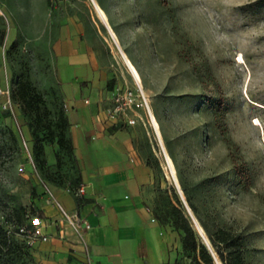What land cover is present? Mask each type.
<instances>
[{"label":"rangeland","instance_id":"1","mask_svg":"<svg viewBox=\"0 0 264 264\" xmlns=\"http://www.w3.org/2000/svg\"><path fill=\"white\" fill-rule=\"evenodd\" d=\"M98 1L115 12L121 22L115 31L128 36L120 38L121 48L151 79L149 101L198 234L205 236L198 221L209 230L229 227L241 235L245 262L264 264V0ZM88 23L108 35L90 0H0V89L12 90L27 75L39 92H51L55 45L71 28L84 25L87 34ZM100 43L110 69L126 67L107 40ZM45 99L54 120L62 104ZM4 100L0 94V104ZM13 102L14 114L0 109V225L9 235L0 245V264H42V243L26 242L16 229L40 219V205L51 202L46 190L55 198L56 188L69 189L78 198V169L53 142H45L44 163L37 162L30 117ZM137 119L135 144L155 170L148 192L154 201L144 203L152 215L155 209L166 215L176 203V184L147 109ZM163 228L176 242L168 264H188L179 234Z\"/></svg>","mask_w":264,"mask_h":264},{"label":"crops","instance_id":"2","mask_svg":"<svg viewBox=\"0 0 264 264\" xmlns=\"http://www.w3.org/2000/svg\"><path fill=\"white\" fill-rule=\"evenodd\" d=\"M103 5L106 23L101 22L108 35H103L96 23V30H92L93 23H88L87 34L84 25L81 30L70 27L55 45L48 83L51 92L43 94L50 102H60L68 117L81 174L79 184L84 186V194L75 198L60 188L53 192L68 212H77L90 223L85 239L92 264H168V250L176 242L144 203L154 175L134 141V125L143 107L127 111L118 122H112L106 115L112 90L131 88L127 77L130 75L135 85L140 86L148 108L159 123L154 103L149 101L151 79L121 48L120 40L127 42L128 36L115 31L114 27L121 22L105 2ZM75 36H78V45ZM102 40L109 42L113 53H124L137 71L139 83L122 63L110 69L109 51L101 45ZM41 76V82L46 84L43 73ZM132 117L135 122L128 124L126 120ZM40 214L41 230L48 236L46 241H37L47 253L40 262L81 264V246L58 209L43 201ZM60 226L64 228L63 233H59Z\"/></svg>","mask_w":264,"mask_h":264},{"label":"trees","instance_id":"3","mask_svg":"<svg viewBox=\"0 0 264 264\" xmlns=\"http://www.w3.org/2000/svg\"><path fill=\"white\" fill-rule=\"evenodd\" d=\"M97 2L104 9V5L98 0ZM10 99L18 102L22 113L30 117V135L34 143V158L37 162L40 164L44 163L45 142L55 143L58 150L64 152L68 159L71 157L72 161L76 163L78 172L74 178V183L75 186L79 185L81 174L74 151V144L69 134L70 122L62 107L57 110L56 118L51 120L49 115L53 104H49L46 101L44 94L37 90L27 75L16 80L14 88L10 90ZM166 149L170 155L168 148ZM170 157L172 158L171 155ZM55 159L57 162L59 161L58 153H56ZM145 160L154 175L155 170L151 161L147 160L146 157ZM181 191L190 210L194 211V207L189 202L183 187ZM174 193L176 195V203L171 205L166 215L160 214L155 209L154 219L162 227L167 226L179 234L182 250L189 258L188 264H216L213 254L195 229L178 192L174 191ZM148 201L149 198L147 199ZM153 201L154 198H151L147 204L150 205V202L152 204ZM25 215L27 216L28 214L25 213ZM198 223L210 243L212 252L221 264H247L243 256L241 235L238 232L225 226H218L213 230H209L201 221H198ZM23 224L27 228L31 227L29 219ZM20 228L19 226L17 227L16 233L23 236L28 242L25 232L20 231ZM7 238H9V235L6 234L5 229L0 225V245H4Z\"/></svg>","mask_w":264,"mask_h":264},{"label":"built area","instance_id":"4","mask_svg":"<svg viewBox=\"0 0 264 264\" xmlns=\"http://www.w3.org/2000/svg\"><path fill=\"white\" fill-rule=\"evenodd\" d=\"M0 94L5 96V100L0 104V109L8 111L14 114L15 105L10 99V91L8 88L0 89ZM138 107H143L148 109L147 100L140 88L136 85V91L131 88H119L115 87L110 95V105L106 109V115L108 119L112 122H118L120 116L125 114L127 111H134ZM128 124L135 122L134 117L126 120ZM69 191V189H67ZM50 196L51 202L57 209L58 212L69 227L70 231L76 236L78 243L83 251V258L81 259V264H92L89 252V246L85 239V233L90 228V223L86 217L78 214L77 212H68L52 195L51 191L46 190ZM74 194L76 196H81L84 194V186L79 184L74 189ZM41 222L39 218L33 219L31 222V227L27 228L25 226L20 228V231L25 232L27 241L29 243H34L37 241H46L48 239L47 234L43 233L41 230ZM63 227L60 226L59 233H63Z\"/></svg>","mask_w":264,"mask_h":264},{"label":"bare ground","instance_id":"5","mask_svg":"<svg viewBox=\"0 0 264 264\" xmlns=\"http://www.w3.org/2000/svg\"><path fill=\"white\" fill-rule=\"evenodd\" d=\"M90 2L92 3V5L95 8V11L97 13V15L99 16V18L106 23V14L104 9L98 4V2L96 0H90ZM111 35H113V33L111 32ZM114 37V35H113ZM123 56V61L125 62L126 67L128 68V70L131 72V74L133 75V77L136 79V81L139 83V76L137 71L135 70L134 66L132 65V63L127 59V57L124 55V53L121 51V57ZM140 75V74H139ZM149 107V106H148ZM148 114H149V121L151 124V127L156 135L157 141L159 143V146L161 148V152L163 154V159L165 161V165L166 168L168 170L169 176L171 177V179L173 180V182L178 185V181H176V176H175V168H174V164L173 161L171 159V157L169 156V154L167 153L163 141H162V137H161V131L159 129V124L157 122V119L155 118V116L153 115V113L151 112L150 108L147 109ZM200 228V227H199ZM201 230V229H200ZM202 231V230H201ZM205 237V236H204ZM203 237V238H204Z\"/></svg>","mask_w":264,"mask_h":264},{"label":"water","instance_id":"6","mask_svg":"<svg viewBox=\"0 0 264 264\" xmlns=\"http://www.w3.org/2000/svg\"><path fill=\"white\" fill-rule=\"evenodd\" d=\"M175 188H176V191H177L178 194H179V197H180L181 201H182L183 204H184V207H185V209H186V211H187L189 217H190L191 220H192V214H191V212H190L191 210H190L189 206L187 205V203H186V201H185V199H184V196H183V194H182V191H181V188H180L179 184H178V185H175ZM199 227H200V229L202 230L201 226H199ZM202 231H203V230H202ZM203 241L205 242V244L207 245V247L209 248V250H210L211 253L213 254L214 259H215V263H216V264H221V263L219 262V260L215 257L214 253L212 252V249H211V247H210V243H209L208 239L206 238V236L203 238Z\"/></svg>","mask_w":264,"mask_h":264}]
</instances>
